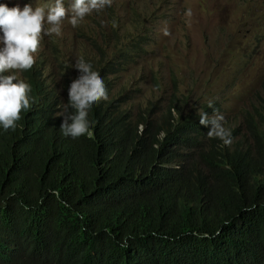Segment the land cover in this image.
I'll use <instances>...</instances> for the list:
<instances>
[{
    "label": "trees",
    "instance_id": "16d2710c",
    "mask_svg": "<svg viewBox=\"0 0 264 264\" xmlns=\"http://www.w3.org/2000/svg\"><path fill=\"white\" fill-rule=\"evenodd\" d=\"M135 14L132 31L113 6L75 28L108 94L89 135L64 137L56 115L76 69L58 81L37 51L20 74L31 108L0 130V264H264V107L225 125V147L199 124L215 104L135 103L118 81L150 41Z\"/></svg>",
    "mask_w": 264,
    "mask_h": 264
},
{
    "label": "rangeland",
    "instance_id": "374dc122",
    "mask_svg": "<svg viewBox=\"0 0 264 264\" xmlns=\"http://www.w3.org/2000/svg\"><path fill=\"white\" fill-rule=\"evenodd\" d=\"M52 2L0 0L21 10L26 4L35 8ZM70 5L64 0L66 9ZM110 6L130 31L138 12L139 29L145 25L150 37L145 54L118 74L119 87L134 90L135 103L163 104L175 93L186 98L189 109L215 104L225 125L242 122L253 107H264V0H110ZM97 12L76 28L94 25ZM82 37L67 18L60 36L42 34L39 57L42 53L58 81L75 69L71 66L80 59Z\"/></svg>",
    "mask_w": 264,
    "mask_h": 264
},
{
    "label": "clouds",
    "instance_id": "9594fccd",
    "mask_svg": "<svg viewBox=\"0 0 264 264\" xmlns=\"http://www.w3.org/2000/svg\"><path fill=\"white\" fill-rule=\"evenodd\" d=\"M110 6V0H71L70 9L64 0H53L45 6L31 5L9 8L0 4V130H15L21 113L31 108V86L20 74L36 63L42 34L60 36L65 18L73 28L94 11ZM74 67L78 76L68 87V102L57 116L63 117L62 135L73 140L90 134L89 113L99 102L108 99L104 80L93 65L83 58ZM209 108L213 105L209 103ZM199 124L209 128L207 137L218 139L223 146L233 143L232 132L225 127V117L218 110L212 116L200 112Z\"/></svg>",
    "mask_w": 264,
    "mask_h": 264
}]
</instances>
